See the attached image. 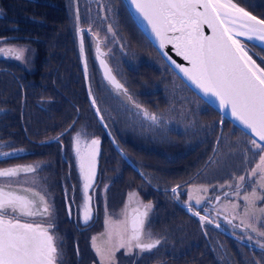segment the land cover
<instances>
[{
    "label": "flooded vegetation",
    "instance_id": "1",
    "mask_svg": "<svg viewBox=\"0 0 264 264\" xmlns=\"http://www.w3.org/2000/svg\"><path fill=\"white\" fill-rule=\"evenodd\" d=\"M69 1L73 2L70 4V10L73 13L72 22L74 27L78 24L80 30H84L80 33L82 35L83 42L85 43L86 50L88 51V54L90 53L87 56L88 65H90L91 68H96L94 58L95 55L92 54L93 47L91 41L95 39L97 43V40H99L101 45L103 44L105 46L106 44L105 50L109 53L108 55V53L105 52L106 57L111 64L110 66L114 74L117 78H119V75H117L115 71L118 58L116 59L115 56H113V53L114 55H117L118 45H116L112 53L111 46L99 39L100 36L97 35V33H99V28L94 20H91L90 17L86 16L85 11H83V8L80 6L81 0H78L77 8L76 1ZM117 1L121 3V6L119 7L120 10L122 12L124 10L125 15L128 14L125 12L126 9H124L121 0ZM113 2L116 4V0ZM8 11H10L12 15H16L17 3H14V5L12 4V7L8 9V7L4 4V0H0V37L3 38V40L13 39L16 44L27 47L25 50L29 52L33 59L31 68H25L23 59L18 60L11 58L8 55H4L6 56V59L3 58V56L0 57V73H2L4 77L9 75V77L15 81V78L23 75L25 72L30 73L35 69V60L38 59V46L36 37H31L30 40L27 41L26 39L23 40L22 37L19 36L20 24L17 20L15 24L16 26H8L10 29H16L14 36L2 33L1 28L4 27L3 24L5 14ZM77 12L79 14V21L75 18ZM147 48L150 49L148 45ZM152 54L153 58H149L147 62L150 63L151 68L155 72H161L162 82L165 85H169V83L166 82L168 72L165 71L164 65L167 67L169 72L170 69L165 62L158 57L156 52L152 51ZM24 57L28 58L25 55ZM9 66L11 68H9ZM12 67L30 71H15ZM123 67L124 64L121 68ZM132 70L134 78H130L129 76L130 83L134 90L140 91L142 85L140 84V81H137L136 70ZM174 76L178 79L175 74ZM0 84H2V82H0ZM93 86L95 89L96 84ZM133 94L136 97L134 92ZM140 94L143 95V101H149V98H147L146 94H144V91L140 92ZM2 100L4 101L3 97ZM39 105L41 106V104ZM5 109V105L4 108H0V122L6 119L1 127L8 126L9 128L16 123L13 121L15 116H10L9 112ZM211 119L212 118H209V125L211 123ZM89 122L90 120L84 122L81 125V128L77 129V133L73 136L68 135V139L70 138L71 140V145L69 147L66 149L63 147L61 149H57L61 156V161L57 160L59 167L56 175L59 176V178L55 182L50 181V187L53 188L56 195L60 193L62 199L57 202L53 201L48 196L46 197L50 204L54 203L52 205V213L50 215L46 214L31 218L21 217V220L45 221L52 225L50 232L54 234V238L56 239L58 245H60L58 250L61 255L59 257L58 264H90L89 252L87 251L85 253V249L88 250L87 236L88 233L92 232L94 229H103V227H101L102 213L104 210L102 201L109 197L108 195H111L112 189H114V177L105 171L106 164L108 166L112 163L110 155L108 160L107 158L108 149H110L113 145V140H111L107 135L105 129L97 127L96 123L92 125ZM226 122L227 121L222 119L218 120V125H215V129H219L216 131L217 135L215 134L216 136H213L212 138L205 137L206 140L197 145V147L205 146L203 155L208 157L202 166H200L198 170L194 169L191 157L193 149L190 148L186 151V154L183 155L184 157L190 156L191 160L188 165L183 167L182 165H178L176 162L175 168L173 169L174 171L172 172L169 180L164 179L162 176L163 170L150 164V161L144 156V151H142V153L137 157H129L127 154H123V161L127 170L131 174L135 172V175L138 177L137 180L143 182L145 186H149L152 194L150 193V197L146 198V200H150L154 203L152 200L156 196V194H154V191L156 190V193L158 192L159 194V199L158 203H154L152 207L155 209L164 207L165 213H168V209H171L173 213L171 216H167L168 225H166L165 228L167 236L163 235L162 226L155 229L153 226L154 221L151 219V216L148 217V226L145 230V236L147 237L148 234H151L153 239H160L161 243L157 247L143 252L136 248L134 254L136 258H138V256H146L148 259L144 260L142 258H138L137 260H133L131 264H147L148 261H150L151 264H155L159 261L161 264H166L164 261L167 262V257L169 256L171 260H169L167 264H264V247H261V244L264 243V237H259L256 233H252L250 230H245L243 226L234 227L240 223L237 217L233 220L232 225L227 222L228 219H232L233 209L231 205L233 203L241 205L242 207L236 209V211L241 215L244 214L243 206L245 202L242 199V195L245 194L244 188H248L249 192L247 194H250L251 188L255 187L257 191L255 199H258L255 203L257 204L258 209L264 208V202L260 199L261 196L264 195V191H262L259 187V177L253 178L249 173V169L254 168L255 165L259 163V155L264 153L259 152L256 146L252 143L253 140L246 134H243L232 125H229V122H227L229 124ZM225 124L226 129L223 133ZM112 129L115 134H119L115 128ZM1 136L3 135L0 132V138ZM92 139H98L100 141V144L98 145V147L100 146L98 151V161L100 163H98V167L96 169L95 181V183L100 185L91 189V194H94V197L91 195L90 200L92 219L86 226H84L85 224L83 222L82 210L84 202L83 200H80L77 185V181H81V174L80 171L78 174L76 163L77 157L75 156V152H73L71 146L73 142L79 140L82 142V146L85 147ZM2 141L5 142L4 139H2ZM56 142H59L58 138H55L50 143ZM40 143L45 145L47 144V141ZM48 148L50 147L45 146L43 150ZM3 153H9V155L6 157ZM12 153H15V155H11ZM147 153H150V151L147 150ZM28 154L29 144L23 149H9L4 146H0V169L11 167L6 165L7 162L19 163V159ZM34 154L37 155L38 153ZM154 169L159 171L155 175L153 174ZM239 175L245 176V181L242 182L241 186V197H236L232 188L220 187V185L238 183L237 177ZM253 180L256 181L255 184L252 183ZM193 184H195V186H202L203 188L208 189V191L202 193V197L200 199L202 201L201 207H203L205 203L207 204L206 210L201 211V215H208L210 218H215L214 223L207 225L202 224L199 217L193 214L196 211V208H188L183 205L188 203L193 205L195 204L193 201H187L188 186ZM38 185L42 188L41 184ZM81 185L83 195V184L81 183ZM178 185L179 187H177ZM173 187H177L176 193L171 191ZM213 188H215V191H213ZM13 191H16V189ZM225 193L228 195H225ZM218 195L219 198L216 199L215 197ZM27 197L31 199L30 196ZM124 199L126 200L127 197ZM124 199L121 200L118 198L117 201L121 204L122 201H125ZM35 201L37 205H39V200L37 199ZM250 206L251 205H249V210ZM69 207H71V215H69ZM213 208H219L222 209V211L217 213L212 210ZM116 212H118V210ZM153 212L154 210H152V213ZM177 212L182 213V215L186 218L183 222L185 225L181 221L176 222V224L170 223L172 219L175 220L178 218ZM159 222L161 223V221ZM257 222L258 220L255 218V223ZM216 223H219L221 226L216 227ZM193 232L198 234L193 235ZM201 234L202 238H199V235ZM201 240L203 241L204 247L200 244ZM181 246L185 248L182 251L180 250ZM206 251L209 253L207 254ZM207 259H209V262H207Z\"/></svg>",
    "mask_w": 264,
    "mask_h": 264
},
{
    "label": "snow or ice",
    "instance_id": "2",
    "mask_svg": "<svg viewBox=\"0 0 264 264\" xmlns=\"http://www.w3.org/2000/svg\"><path fill=\"white\" fill-rule=\"evenodd\" d=\"M131 3L135 6V12L151 26V32L158 38L160 48L172 44L177 55L191 65V67H183L177 64L179 71L205 95L211 94L218 98L222 107L230 106L231 114L258 136L259 140L264 141V68L256 64L244 44L237 39V37H246L248 41L253 39L264 41V19L252 15L233 0H131ZM76 20L79 21L78 12ZM205 24L212 30L211 36L204 35L202 26ZM108 31L112 32L111 26ZM3 43L0 41V56L8 55L18 60L24 59L25 49L5 48ZM101 64L105 62L101 60ZM105 67L106 77L111 84L117 90H123L128 99H131L124 85L111 75V70L107 69L106 65ZM85 74L87 75L86 62ZM89 95L92 96L91 88ZM92 104L93 106L97 104L94 98ZM96 112L103 122V115L98 107ZM143 115L154 123L159 122V117L146 110L143 111ZM252 143L260 153H264V146L257 144L256 140ZM99 144L98 139H92L82 151L77 140L75 147L79 170L84 180L82 210L85 225L92 219L91 197L88 196V190L95 180ZM3 155L7 157L9 153ZM35 171L36 166L32 165L0 169V264H58L61 255L58 250L60 245L54 234L50 232L52 225L45 221L21 220V217L31 218L52 213V206L45 195H40L33 188L27 187L25 178L19 175ZM249 173L253 178L259 177V187L264 191V154L259 155V163L249 169ZM237 180L236 184L229 183L220 187L232 188L235 196L241 197V186L245 176L239 175ZM252 183L255 184L256 181L253 180ZM177 187H173L171 191L176 193ZM14 188H23L25 192L39 195V205L35 200L11 190ZM201 191L206 192L208 189L203 188ZM244 192L245 194L242 195L245 202L244 215L239 225L234 227L243 226L245 230L264 237V230H260L264 229V208L260 209L259 224L255 223V212L249 210V205L255 202L256 188L252 187L250 194H247L248 188H244ZM134 196V193H130L129 200ZM215 198L218 199L219 195ZM191 199L189 196V200ZM260 199L264 202V195ZM201 205L202 201L196 199L195 204H190L189 207L196 208L193 214L198 216L202 223H214L215 218L201 215V211L206 210L207 204L205 203L203 207ZM151 207V204H141L131 209L130 214L126 205L121 213L122 220H105L104 236L109 246L102 248L96 244L99 238H92L93 247L100 257V264H115V253L120 249H124L125 254H130L133 248L143 252L161 243L160 239H153L151 234L145 237V222ZM231 207L232 219L227 220L230 225L240 215L236 209L242 206L233 203ZM212 210L217 213L222 211L219 208ZM69 215H71V207H69ZM220 226L216 223V227ZM261 247H264V243Z\"/></svg>",
    "mask_w": 264,
    "mask_h": 264
},
{
    "label": "trees",
    "instance_id": "3",
    "mask_svg": "<svg viewBox=\"0 0 264 264\" xmlns=\"http://www.w3.org/2000/svg\"><path fill=\"white\" fill-rule=\"evenodd\" d=\"M235 1L242 3L240 2L241 0ZM249 1L251 5H255L254 14L264 19V3L257 2L255 4L256 0H243V2ZM14 3H17L16 15H12L10 11L6 12L5 19L3 18L6 25L3 33L14 36L16 29H10L8 26H16L17 20L20 24L19 36L23 40L29 41L31 37L37 38L38 59L35 60V69L33 71L30 73L25 72L15 78V91L9 90L8 85L0 84V87L3 85L0 91H2L1 95L4 98L3 101L0 95V108H4L5 105V110L11 116L13 115L12 107L15 106L14 112H16L13 118L16 123L11 127H1L6 119L0 122V132L3 135L0 138V146L9 149H23L28 145L27 143L31 144L30 142H33L41 150L45 146L50 147L43 150V154L53 156V153H55L56 160L61 161V156L57 149L62 147L66 149L71 145L70 138L68 139L67 137L66 140H62V138L70 130L80 129L81 125L87 120H90L89 123L93 125L95 123L94 120L98 119L96 116L97 107L101 110V114L104 113L102 102L97 95L99 89H97V85L95 89H92V94L96 97L95 100L97 102L96 106H93L85 94L86 89L80 65L79 44L76 39V27H74L72 22L70 1L4 0V4L8 9ZM134 29L142 37L141 31L135 25ZM147 45L152 51L156 52L149 43ZM149 53L142 54V58L129 61L132 63L130 69L132 67V69L136 70L137 81H140V84H146L142 90H144V94L149 98V101H143V95H137L138 91L133 89L129 80L126 84L128 87H126L128 89L127 93L132 98L129 99L128 103L120 101V104H125L129 110L136 111L141 117L139 125L136 126L134 136L138 135V132L141 134L146 133V128L156 132L157 135L153 136L150 142L147 138H143L142 142L137 145V149L141 152L144 151V156L150 161V164L163 170L162 176L164 179L169 180L176 162L183 167L188 165L191 160L190 156L184 157L183 155L190 148L193 149L191 157L194 169L198 170L202 166L208 157L203 155L205 146L197 147V145L206 140L205 136L207 133H209V138L217 135L216 131L219 129L216 130L215 125H218L217 121L221 119V116L203 103L195 94L191 93L188 87L183 82H180L173 72H169L163 64L165 71L168 72L166 82L169 85H165L161 79V72H155L151 68L150 63L147 62ZM9 68L11 67L9 66ZM14 70L17 71L19 69L14 68ZM125 74L126 76L129 75L126 72ZM101 86L102 91L111 90L104 83ZM132 91L136 94V97ZM75 93L76 95L72 96ZM187 101L191 102V106L188 108L191 112L177 111ZM58 105V118L60 119L58 120V125L50 133L44 130L46 127L44 126L45 122L42 120L51 111H54ZM145 110L159 117V122L154 123L145 118L143 115ZM120 112L127 117L124 109H120ZM92 115L94 120L90 119ZM209 118H212L210 125ZM78 119L81 121L78 122ZM225 129L226 124L224 125L223 133ZM62 133L63 135H61ZM117 135L120 140H123L121 133ZM55 138H58L59 142H49ZM178 139H180V142ZM45 141H48L45 145L40 143ZM132 144H134L133 141H131ZM147 150L150 153H147ZM159 160L162 161L161 164ZM58 166L53 165L50 174L54 173L56 175ZM158 172V170L154 169L153 174L155 175ZM147 187L150 191L148 185ZM154 194H156L155 199H159V194L158 192L156 193V190ZM192 234L197 235L198 233L193 232ZM199 238H202V234L199 235Z\"/></svg>",
    "mask_w": 264,
    "mask_h": 264
},
{
    "label": "rangeland",
    "instance_id": "4",
    "mask_svg": "<svg viewBox=\"0 0 264 264\" xmlns=\"http://www.w3.org/2000/svg\"><path fill=\"white\" fill-rule=\"evenodd\" d=\"M78 3V0H74ZM81 0L80 6L83 8V11H85L86 16L90 17L91 20H94L96 25L99 28V33L97 35L100 36L99 39L103 40L104 43H107L111 46L112 53L116 45H118V51L117 55H114L115 58H118L117 66L115 67L116 74L119 75L121 78L120 80L122 83L127 86V82H129V76L130 78H134L133 71L130 69V63L129 61L142 58V54H148V60L149 58H153L152 51L147 48V43L146 39L140 37L138 31L134 29V24L133 21L131 20V17L124 13L120 10L121 3L116 0ZM233 2H235L233 0ZM238 3L239 6L244 7L245 10L251 11L254 14V8L255 5H251L250 1L249 2H243L241 0ZM257 2L264 3V0H256L255 4ZM73 2L71 1L70 4ZM264 6V5H263ZM110 9V11H109ZM81 10V9H80ZM127 13V11L125 10ZM252 14V15H253ZM257 15V14H255ZM258 16V15H257ZM71 17L73 18V13L71 12ZM73 21V19H72ZM4 27L1 28L2 33L4 32V28L6 27L5 23L3 24ZM88 26V25H87ZM109 26H111L112 32L108 31ZM0 41H3V47L5 48H19V49H26L27 47L25 46H20L16 44L13 39H6L3 40V38L0 37ZM93 49H95V43L91 41ZM103 46V45H102ZM247 48L248 52L250 53L249 55L252 56V58L256 61L257 65H259L261 68H264V50H262L259 47H255L249 43H247ZM106 49V44L103 46ZM82 52H81V59H82V65H83V80L85 87L87 88V91L85 94L87 95V98L92 102V99L96 98L94 94L90 97L89 95V89L93 87V85H97L99 89L97 91V95L102 102L103 108H104V113L103 115V122H101L100 116L97 115L98 117L97 120L93 119V115L90 116V119H93L97 125V127H104L109 131L110 134V139L114 141V145L108 149V158L110 155V160L112 161L111 164L107 166L106 164V173L112 175L114 177L113 179V185L114 189H112L111 195H108L105 200L102 201L103 205V213H102V221H101V227L103 229H94L92 232L88 233V250L85 249V253L88 251L89 252V260L90 264H100V257L97 255V252L95 248L93 247V242L92 238L93 237H98L96 244L102 248H106L109 246L107 238L104 236V233L106 231L105 228V220L106 219H112V220H122L123 216L121 215L123 209L127 205L129 207V211L131 214V209H134L141 204L147 205L151 204V206L154 203H158V199H153L152 203L150 200L147 201L146 198L150 197V191L148 190V187L145 186V184L141 181H138V177L135 175V172L131 174L127 168L126 165L123 161V154H127L129 157H137L140 155L142 152L137 149V145L140 144L143 140V138H147L149 142L153 139V136L157 135L156 132H152L146 127L142 126L143 128H146V133H140L138 132V135H135V129L136 126L139 125L141 121V117H139L138 113L133 110H129L125 104H120V101H123L124 103H128L130 101L128 99V96L124 94V92L120 90H116L113 88V90H107V91H102L101 85L103 84V78L102 75H100V72L97 68H91L90 66L87 65V75L85 74V62H86V57L90 54H88V51L86 50L85 43H82L81 46ZM92 54H94V50L92 51ZM25 56L28 58L24 57L23 63L25 64V68H31L33 59L31 55L29 54L28 51H25L24 53ZM95 55V54H94ZM135 56V57H133ZM2 57V56H0ZM132 57V58H131ZM3 58L6 59V56H3ZM124 64V68L121 70V66ZM21 71H30L26 69H19ZM125 72L129 74L126 76ZM158 76V75H157ZM158 78V77H156ZM0 82L4 85H8L9 90L12 92L15 91L16 85L14 80H12L9 75L4 77L2 73H0ZM141 91H138V94L140 92L144 91L142 90L146 84H141ZM3 85H1L0 88H2ZM128 87V86H127ZM2 91H0L1 95ZM75 94H72V96H75ZM173 95V94H171ZM170 95V96H171ZM2 96V95H1ZM168 98V102H169ZM38 106V105H36ZM191 106V102L187 101L184 103V106L181 107V109H177V111H190L188 108ZM120 109H124L126 112L127 118L124 117V113L120 112ZM15 111V106L12 107V112L13 115H16ZM191 112V111H190ZM116 113V114H115ZM59 115V105L54 109V111H51L49 115L45 116L44 119L42 120L45 122L44 126L46 127L44 130L48 132H52L55 127L58 125V118ZM1 116V115H0ZM203 117V116H201ZM205 118V117H204ZM79 120V119H78ZM79 120L78 122H80ZM107 125V127H105ZM140 127V128H142ZM115 128L116 131L120 134H122L123 140H120L118 138V135L113 132V129ZM77 133V130L73 129L70 130L63 138L62 140H66V138L69 136H73L74 134ZM208 134L205 137H208ZM209 138V137H208ZM211 138V137H210ZM180 141V139H178ZM131 141L134 142V144L131 145ZM148 142V143H149ZM29 144V154L25 155L24 157H21L19 160L20 162H13L16 164H13L12 162H7V166L15 167V166H26V165H32L36 166V171L34 173H29V174H24L20 173V177H24L26 180V186L29 188H33L36 192H38L40 195H45V197H50L53 201H59L62 199L61 194L59 193L56 195V193L53 191V188L50 187V181L55 182L59 178V176H56L54 173L50 174L51 168L54 166H58L57 160L55 157V153L52 155H47L43 154V150H41L36 143L30 142ZM90 144V142H88ZM97 149L99 151L100 146H97ZM38 153V155L34 154ZM99 153L97 155V160H98ZM160 164L162 161H160ZM76 163H77V171L79 174V166H78V159L76 158ZM98 163H100L98 161ZM59 167V166H58ZM100 167V166H99ZM1 168V167H0ZM165 169V167H163ZM101 170V169H100ZM99 172V168H98ZM81 174V173H80ZM99 175V174H98ZM81 181H77L78 185V192L80 196V200H83L84 202V194L82 195V185L84 183L83 177L80 175ZM96 178L94 180V183L90 187V190L88 191V196L94 197V194H91L92 190L94 187L97 185L99 186L100 184L95 183ZM41 184L42 188L38 185ZM16 189V188H14ZM13 189V190H14ZM203 189L202 186H195V184L188 186L187 189V201H193L195 202L196 199H201L202 197V191ZM16 191L20 195L24 196H30L31 199L33 200H39V195H33L32 192H25L23 188L16 189ZM134 193L135 196L132 200H129V194ZM189 196H191V200H189ZM127 197L125 200L124 198ZM125 200L124 202L122 201L121 204L117 201V199ZM258 199H255V202ZM254 202L253 205L250 206V211L255 212V218H257L258 222L256 224H259L261 222V214H260V209H258L257 204ZM40 203V201H39ZM54 204V203H53ZM51 204V206L53 205ZM188 204H183L185 207L189 208ZM193 205V204H192ZM193 208V207H190ZM118 210V212H116ZM143 211V208H141ZM152 210L154 212L152 213ZM194 210V209H193ZM116 212V213H114ZM114 213V214H113ZM178 213V218L175 220H171L170 223H175L178 221H181L182 223L186 220V218L182 215V213ZM172 210L168 209V213H165V208H154L151 207V209L148 211L147 217H146V222H145V230L147 229V219L148 217L151 216V219L154 221L153 226L155 229L157 227L162 226V233L164 236L166 235V225H168L167 222V216H171ZM244 215V214H243ZM243 215L237 216L238 221H240L241 218H243ZM161 221V223L159 222ZM184 224V223H183ZM204 225H207V223H202ZM185 225V224H184ZM183 225V226H184ZM86 226V225H84ZM146 237V236H145ZM86 242V241H84ZM200 244H202V247H204L203 241H200ZM185 248L183 246L180 247V250H184ZM135 250L136 248H133L130 254H125L124 249H120L115 253V264H131L133 260H137L138 258L142 259H148L146 256H138V258L135 257ZM208 254L209 252L206 251ZM170 259V256L167 257V262L164 261V263H168ZM207 262H209V259H207ZM147 264H151L150 261H148ZM155 264H161L160 261L156 262Z\"/></svg>",
    "mask_w": 264,
    "mask_h": 264
},
{
    "label": "water",
    "instance_id": "5",
    "mask_svg": "<svg viewBox=\"0 0 264 264\" xmlns=\"http://www.w3.org/2000/svg\"><path fill=\"white\" fill-rule=\"evenodd\" d=\"M125 8L128 10V13L131 17V19L134 21L136 27H138L139 30L143 33V35L146 37L147 41H150L152 46L155 48V50L161 55L164 62L167 63V65L170 67V69L176 73V75L179 77V79L184 82L188 88L193 92L196 93L197 96L204 102L207 103L216 113H219L221 115V118L223 120L229 121L231 124H233L238 130H241L244 134L252 138L253 140L257 141V144H260L261 146H264V141L259 140V137L252 133V131L245 127L239 120H237L232 114H231V108L230 106L228 108H224L220 105L218 98L212 96L211 94L205 95L201 90L197 89L195 85H193L184 75L179 71V69L176 67L177 64L183 66V67H191L190 64H188L187 61L183 59V57L177 55L175 48H173L172 44H166L164 48H160L159 46V40L156 38L155 34L151 32V26L147 24V21L143 20V18L135 12V6L131 3V0H122ZM202 11V9H201ZM258 18V17H257ZM202 31L204 35L211 36L212 30L208 27L207 24L202 26ZM171 35V34H170ZM243 44L245 49L249 48L247 46V43L259 47L261 49H264V46L257 43L255 39L248 41L246 37H237ZM248 51V50H247ZM80 52H82L81 46H80ZM96 54V62L97 65H99L100 73L107 82V85L111 88L116 89L111 82L106 77V67L107 69L111 70V75L115 76L112 72V69L110 67V64L105 61L104 53L102 49L99 47V43L96 46L95 49ZM248 54H250L248 52ZM253 59V58H252ZM101 60L105 62V64H101ZM254 60V59H253ZM173 61L175 63H173ZM256 62V61H255ZM257 64V63H256ZM259 66V65H258ZM260 67V66H259ZM116 77V76H115ZM117 79V77H116ZM118 80V79H117ZM119 81V80H118ZM124 92L123 90H121ZM79 147L83 151L85 148H82L83 144L81 141H79ZM77 146V145H76ZM97 158V157H96ZM97 165V163H96ZM95 175H96V166H95ZM90 190V188H89Z\"/></svg>",
    "mask_w": 264,
    "mask_h": 264
},
{
    "label": "bare ground",
    "instance_id": "6",
    "mask_svg": "<svg viewBox=\"0 0 264 264\" xmlns=\"http://www.w3.org/2000/svg\"><path fill=\"white\" fill-rule=\"evenodd\" d=\"M255 40H256V39H255ZM256 41H257L258 44L264 46V41H258V40H256Z\"/></svg>",
    "mask_w": 264,
    "mask_h": 264
}]
</instances>
